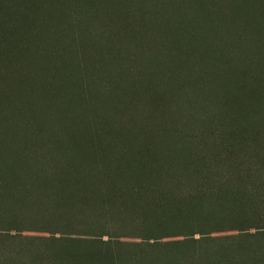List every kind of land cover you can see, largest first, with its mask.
<instances>
[{"label": "trees", "instance_id": "obj_1", "mask_svg": "<svg viewBox=\"0 0 264 264\" xmlns=\"http://www.w3.org/2000/svg\"><path fill=\"white\" fill-rule=\"evenodd\" d=\"M0 231L42 234L2 264H264V0H0Z\"/></svg>", "mask_w": 264, "mask_h": 264}, {"label": "rangeland", "instance_id": "obj_2", "mask_svg": "<svg viewBox=\"0 0 264 264\" xmlns=\"http://www.w3.org/2000/svg\"><path fill=\"white\" fill-rule=\"evenodd\" d=\"M200 93L201 91L198 94ZM41 235H42L41 233L24 232V235L17 237L14 232L7 234V233H4L3 231H0V256L5 255L8 252L16 250L19 244L23 245L24 241L22 242L19 241L18 240L19 238L22 240L23 237L32 238V237H41ZM56 237H58V235H56ZM0 264H2L1 261H0Z\"/></svg>", "mask_w": 264, "mask_h": 264}]
</instances>
